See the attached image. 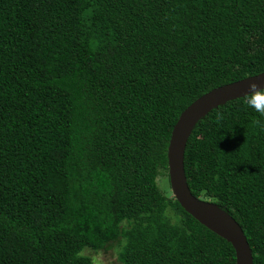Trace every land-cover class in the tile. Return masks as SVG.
<instances>
[{"label":"trees","instance_id":"16d2710c","mask_svg":"<svg viewBox=\"0 0 264 264\" xmlns=\"http://www.w3.org/2000/svg\"><path fill=\"white\" fill-rule=\"evenodd\" d=\"M264 73V0H0V264H235L166 197L181 113ZM249 95L193 130L191 194L264 264V116Z\"/></svg>","mask_w":264,"mask_h":264},{"label":"water","instance_id":"95a60500","mask_svg":"<svg viewBox=\"0 0 264 264\" xmlns=\"http://www.w3.org/2000/svg\"><path fill=\"white\" fill-rule=\"evenodd\" d=\"M253 83L258 85V90L264 91V73L215 88L194 101L179 116L167 148L168 179L173 198L195 221L232 246L235 264H253L252 250L244 232L216 204L191 194L184 170V155L187 142L197 124L227 102L255 95L250 92Z\"/></svg>","mask_w":264,"mask_h":264},{"label":"rangeland","instance_id":"374dc122","mask_svg":"<svg viewBox=\"0 0 264 264\" xmlns=\"http://www.w3.org/2000/svg\"><path fill=\"white\" fill-rule=\"evenodd\" d=\"M157 184L166 197L173 198L168 177L161 176L158 178ZM119 252L120 248L115 245L98 252L85 250L82 254L90 257L94 264H120L118 262Z\"/></svg>","mask_w":264,"mask_h":264},{"label":"clouds","instance_id":"9594fccd","mask_svg":"<svg viewBox=\"0 0 264 264\" xmlns=\"http://www.w3.org/2000/svg\"><path fill=\"white\" fill-rule=\"evenodd\" d=\"M250 92L251 94H255L253 96V99H257L264 96V91H262L261 89L258 90V85L255 83L250 85ZM250 107L254 108L257 112H259L262 116H264V105L250 102Z\"/></svg>","mask_w":264,"mask_h":264}]
</instances>
